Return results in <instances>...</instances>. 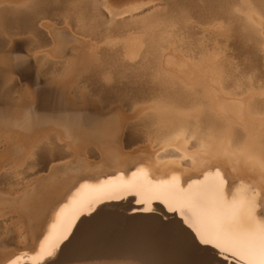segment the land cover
Wrapping results in <instances>:
<instances>
[{
  "label": "rangeland",
  "instance_id": "rangeland-1",
  "mask_svg": "<svg viewBox=\"0 0 264 264\" xmlns=\"http://www.w3.org/2000/svg\"><path fill=\"white\" fill-rule=\"evenodd\" d=\"M84 1H86V4ZM84 1L40 0L41 7L39 10H42V13L39 16H33L36 10L29 11L16 6L22 4L23 0H7V6L0 8V20L5 17L2 15L7 14L6 16L8 17L26 16L34 23V27L28 28L25 32H18L15 31V29L12 31L11 29V31L5 30L6 32L3 31L1 33L2 38H4L2 42H4L2 43L3 48L0 50L2 57H0V61L2 64L4 63L3 66L6 65L5 67L8 71L5 70L6 74L8 73L7 77L9 75L11 76L6 78V80H8V82L14 81V83L12 82L14 85L16 82V86L14 88L15 94L12 93L11 98L9 97L7 86L4 85L5 80L0 79V238L11 236L14 245L23 246L24 243L25 245L30 244L31 234L28 232L34 227V221L32 222L33 217H30V215L36 212L39 213L45 208L50 207L51 203L57 199L53 197L56 194L51 192L52 184L58 185L62 181L66 182L78 174L93 173L108 168L112 164V161H119V159L131 160L137 157H143V162L149 163L152 161V163L156 164L157 169H161L168 164L180 163H184V166L189 168L190 166L188 165L192 159H184L182 153L176 151V148L182 145L183 148L186 147L188 149L190 154L196 152L200 145L198 142L190 140L191 131L194 132L196 129L201 136H212L210 144L218 154L215 160L216 162H222L226 157H230L231 159L236 158L244 161L246 165L249 164L250 171L253 174H259L258 166L254 165L252 160L259 156L261 144L262 142L264 143V123H262L261 119V117L264 116V96L261 95L262 90H264V45L262 50L263 67L261 73L257 76L256 74L253 75V73L252 75H250L251 73L249 75H247L248 73L245 74L244 71L249 67H246L247 65L244 63L241 55L239 57L235 43L230 44L231 40L234 42L233 36L236 35V31L238 30V25L236 23L242 18V20L253 19L256 20L254 21L255 23L258 21L261 23L259 25H262V39L264 42V19L258 18L255 7L256 3H254L255 5L253 4L255 0H232L235 2V5H232L233 8H231V13L234 11L232 15L235 16V20L234 16L232 18L226 17L230 18L226 20L225 17H222L224 18L222 19L219 16L213 17V15L203 18L201 14H198L199 9H194L196 4L192 0H152L155 10L150 14L144 15V13L141 12L137 15L127 16L124 15V13L133 12L134 9L131 5L137 4L139 0ZM188 1L191 2L190 5ZM203 1H205V4L210 2L209 0ZM62 2H65L64 5ZM70 3L73 4L72 6L75 5L74 8ZM76 3L79 4L76 5ZM89 4L94 5L93 8L97 12L98 18L93 16L95 11L94 13L90 11V13L87 9L86 5L89 6ZM101 5L105 7H101ZM75 9L77 10V14L74 12ZM45 11L46 13H43ZM196 12L198 15L195 14ZM86 16L89 25L86 23ZM77 18H79L78 21H76ZM95 18H97V20ZM94 19L96 21L99 20V22L94 21ZM91 20L94 23H92ZM228 20L234 24H230ZM100 22L104 24H100ZM65 24H67V27H64ZM99 24L101 27H99ZM104 25L110 27H105ZM259 25L257 26L259 27ZM88 26H90V28H88ZM234 26H236L235 30ZM91 27L93 30H90ZM96 27L98 28L96 29ZM104 28H106L105 31L108 32L112 30V32L106 33L104 32ZM110 28L112 29L110 30ZM8 31H10V34ZM7 33L8 36H6ZM42 35L48 38L47 43L40 42V40H42ZM158 35H160V37H158ZM154 36H156L155 38H157V40L153 38ZM191 36L193 38L195 37L193 39L195 41H192ZM231 36L232 39L230 38ZM105 38H117L121 43L116 47H109L103 43ZM153 40H155V42ZM157 41H159V45ZM153 43L156 44L154 45ZM150 44H153L155 49ZM38 47L45 49L46 54L37 56L36 49ZM32 48L35 49V51H33ZM154 52L155 55L153 54ZM112 53L116 58L113 57ZM111 54L112 57H110ZM101 56L102 59H100ZM107 56L108 60L106 59ZM152 57L153 63H151ZM20 58L21 60L24 58L23 62L29 68V70H26L28 72L24 71L26 74L19 73L17 69L18 64L20 65ZM147 58L148 61H146ZM236 58L239 59V61L241 59V61L239 62ZM111 60L113 62L116 60L117 62H115L119 63V65L123 63V65L127 66L133 65L129 67H137V70L142 69L141 72H145L143 75H148L147 73L151 71L154 72L151 73L154 75V78H156V82L160 83L158 86L156 85V90L160 93L164 91V93L159 94L155 91V99L153 97H151L153 99L149 98L150 100L140 98V100L138 99L134 103L127 104L121 99H118V101L116 99L115 102H111L105 97H102L106 92L104 90L106 88L109 89L110 85V90L114 89L113 87L118 88L116 77L111 73L112 71L115 75V67H112L113 64ZM119 60L122 62L120 63ZM110 63L111 65H109ZM240 64L242 65L240 66ZM26 66L25 69H27ZM242 66H245V68ZM105 69L107 72H105ZM95 71L96 73H94ZM104 74L107 76L111 75L112 78H110V81L105 79L106 75ZM13 77L15 78L14 80ZM97 77L101 78L102 81L99 79V82ZM95 79H97L100 84H98V82L96 83ZM92 88H94L95 91ZM162 88L164 89L162 90ZM169 88L170 91L168 92ZM191 89L194 91L191 92ZM187 90L191 95L187 92L182 93ZM173 91L180 92L177 94V92L174 93ZM99 92L104 93L101 94ZM171 92H173V94ZM201 93L205 95L204 98L202 95H200L202 98L199 96ZM158 95H161L162 100ZM182 95H184V99ZM3 96L5 98H3ZM7 97L9 99H7ZM198 97L200 99H198ZM206 97L207 99H205ZM167 98L170 101L167 100ZM178 98L181 100L179 101ZM188 98H192V101ZM163 99L165 101H163ZM176 99H178L179 102H177ZM193 99H195V101ZM141 100L142 103L140 102ZM151 100L156 104V108L154 104L152 105ZM171 100H173V102ZM143 101H145L146 105ZM149 101H151V105ZM202 101L203 103L205 102V105ZM124 103L125 105H121ZM188 103H191L192 106ZM171 104L177 107L174 106L173 108ZM164 105H168L166 108L168 109L169 107V111ZM163 106L164 108L162 109ZM201 106L202 110H197L201 108ZM170 108L173 109L171 110ZM187 108L188 110H185ZM29 109H31L35 116L34 123L31 127H21L20 121H22L24 113ZM153 109H155V111H153ZM180 109H182L183 112ZM209 109H211L210 111L213 116L209 111L207 113ZM136 111L137 113H135ZM172 111H174L177 116ZM160 112L161 114H159ZM203 112H206V116L208 117H206ZM152 113H154V115ZM170 114L173 115L171 116ZM181 114L185 116L183 117ZM192 114H194V117ZM137 116H139L140 119ZM146 116L151 119L148 118L146 120ZM156 116L158 117L155 118ZM165 116H167V118ZM174 117H177V120H175ZM191 117L193 120H196V122L193 121ZM213 117L215 120H213ZM202 118L205 119L202 120ZM153 119L155 121H153ZM186 119H189L190 122H187ZM208 119L211 120V122L208 121ZM204 120L206 121L204 122ZM112 122L113 124H117V129L114 135H112L110 143L104 142L99 138L101 133L100 130L103 131L105 128L109 129L111 127L110 123ZM153 122H155L154 125L152 124ZM174 122H181V124ZM205 123L207 124L206 126ZM200 125L202 127H199ZM210 126H214L215 128ZM134 127L140 130L143 129L142 133L138 135L139 137L133 142L134 144L132 143L131 146H127L128 143L125 142ZM211 129L215 131L213 130L212 132ZM125 130L127 132L129 131V133L124 132ZM182 130L186 132V135L174 141L175 147L168 148L167 151L161 152V148L166 147L165 142L169 140L170 137L176 136ZM202 130L203 133L201 132ZM239 133L241 134L239 135ZM141 136H143V139ZM241 138L244 139V141ZM52 139L56 140L53 141ZM186 139L189 141L188 144L184 143ZM236 140L239 143L243 141L244 144L240 143L243 147L240 146L239 143L237 145ZM40 142L43 143L42 150L45 147H49V145H54V147L57 146L64 150L66 148V153L63 152L66 156L62 153L63 156H61L62 158L60 157L61 160L58 157L54 159L50 165L44 164L43 162L40 165L42 161L41 150L38 152L40 153L39 156L37 153L35 159L30 161L31 167L35 169L34 172H28L27 175H24L23 169H20L18 172L13 171V169L19 167L20 162L25 158L31 146L34 143ZM246 143L248 145L244 147ZM67 149H69V152ZM158 152L160 153L159 157L156 155ZM87 154H89V156L91 155L93 158L90 159ZM94 156H96V158ZM150 156H152L151 159ZM63 157L69 158L65 159ZM200 158L204 160L208 159L205 156H200ZM158 160L163 162L157 163ZM143 162H141V164ZM7 175H12V179L9 181L5 180L4 177ZM19 175H23V179H18ZM60 188L63 187L61 186ZM51 199L54 200L52 201ZM22 202H24V204ZM47 202L50 205H48ZM133 203L132 201V204ZM132 206L134 208L140 207V205L136 203ZM107 209L105 210L104 219L102 218V220L115 222V220H113L112 209ZM116 211L117 210L114 212ZM27 220H29V223ZM163 247L165 248L164 245ZM166 248L168 247L166 246ZM123 255L122 258L120 257L121 255L118 257H120L121 260H131L143 264L140 257L125 254V258ZM129 256L135 258L137 261L133 258L130 259ZM59 258L60 257L55 258L54 264H59Z\"/></svg>",
  "mask_w": 264,
  "mask_h": 264
},
{
  "label": "bare ground",
  "instance_id": "bare-ground-1",
  "mask_svg": "<svg viewBox=\"0 0 264 264\" xmlns=\"http://www.w3.org/2000/svg\"><path fill=\"white\" fill-rule=\"evenodd\" d=\"M65 1V0H64ZM84 1V0H83ZM91 1V0H90ZM196 5L194 7V9L197 8V10L199 9V13L198 14H201V16L203 18H206L210 15H213V17H225V20L226 19H230L232 18L234 15H232V12L231 13V8H233V4L235 3L234 1L232 0H209L210 2L205 4V1L203 0H192ZM236 1V0H235ZM254 1V0H253ZM71 2V1H69ZM68 2V3H69ZM76 2V0H75ZM73 2V3H75ZM86 1H84L85 3ZM92 2V1H91ZM90 2V3H91ZM189 2V1H188ZM17 3V2H15ZM63 3V2H62ZM65 3V2H64ZM63 3V5H64ZM80 3V2H79ZM79 3H76L79 4ZM191 2H189V5H190ZM256 3V12H257V15H258V18H263L264 19V0H255L253 2V4ZM19 4V3H18ZM71 4V3H70ZM68 4V5H70ZM86 4V3H85ZM204 4V5H203ZM73 4H71L72 6ZM84 5V4H83ZM235 5V4H234ZM255 5V4H254ZM253 5V6H254ZM66 6V5H65ZM75 6V5H74ZM74 6H72L74 8ZM186 6V5H185ZM188 6V5H187ZM193 6V5H192ZM232 6V7H231ZM56 7V6H55ZM58 7V6H57ZM70 7V6H69ZM77 7V6H76ZM87 9L90 11H92V13H94V5H86ZM190 7V6H189ZM254 7V8H255ZM61 8V7H59ZM63 8V7H62ZM65 8V7H64ZM185 8V7H184ZM191 9V8H190ZM65 10V9H63ZM71 10V9H69ZM80 10V9H79ZM86 10V9H85ZM188 10V9H187ZM193 11V9H191ZM233 10V9H232ZM254 10V9H253ZM49 11V10H48ZM52 11V10H51ZM50 11V12H51ZM60 11V10H59ZM76 9H75V13H76ZM81 11V10H80ZM84 11V10H83ZM189 11V10H188ZM190 11V12H192ZM252 11V10H251ZM255 11V10H254ZM68 12V11H67ZM86 12V11H85ZM195 12V11H193ZM255 12V13H256ZM42 13V10H39L37 9L35 11V13L33 14V16H39L40 14ZM43 13H46L43 12ZM54 13V12H53ZM71 13V12H70ZM84 13V12H82ZM80 13V14H82ZM91 13V12H90ZM252 13V12H251ZM253 13V14H255ZM77 14V13H76ZM85 14V13H84ZM171 14V13H170ZM194 14V13H192ZM197 14V12L195 13ZM197 14V15H198ZM234 14V13H233ZM7 15V14H6ZM6 15H2V16H5L4 18H2L0 20V50L3 48L2 47V40L4 38H2L1 36V33L4 31L6 32L5 30H10L12 29H15V31H27L28 28H32L34 27L33 26V22L30 21V19H28V17L26 16H16V17H11V16H6ZM70 15V14H68ZM73 16V15H71ZM70 16V17H71ZM75 16V15H74ZM95 17L98 18L97 16V12L95 11L94 15ZM176 16V15H175ZM251 16V15H250ZM249 16V18H250ZM76 17V16H75ZM100 17V16H99ZM226 17H230V18H226ZM93 18V17H92ZM97 18H95L97 20ZM201 18V17H200ZM199 18V19H200ZM202 18V19H203ZM254 18V16H253ZM73 19V17H72ZM81 19V17H80ZM84 19V18H83ZM94 19V21H96ZM100 19V18H99ZM215 19V18H214ZM224 19V18H222ZM237 19V17H236ZM240 19V18H238ZM243 19V18H242ZM239 20L236 24L238 25V30L236 31V35L233 36V39H234V42H230L231 43H235L236 47H237V53L239 54V57L241 55L244 63L247 65L246 67L248 68L245 72V74L249 75H259L262 71V67H263V57H262V50H263V45H264V42H263V39H262V30H261V27L262 25H259L261 24L258 20V22H254L256 20H253V19H249V20ZM245 19V18H244ZM256 19H257V16H256ZM79 18H77L76 21H78ZM90 20V19H89ZM234 20H235V16H234ZM75 21V20H74ZM87 16H86V23H87ZM92 21V20H91ZM90 21V22H91ZM229 21V20H228ZM7 22V23H6ZM96 22H99L96 21ZM12 23V24H11ZM83 23V22H82ZM81 23V24H82ZM85 23V25H86ZM89 23V21H88ZM87 23V24H88ZM92 23H94L92 21ZM103 23V22H102ZM100 22V24H102ZM229 23H233V22H230ZM75 24V23H74ZM80 24V25H81ZM97 24V23H95ZM99 24V25H100ZM104 24V23H103ZM234 24V23H233ZM76 25H77V22H76ZM84 25V26H85ZM89 25V24H88ZM119 25V24H118ZM117 25V27H118ZM259 25V27L257 26ZM94 26V24H93ZM105 26V25H104ZM254 26H257V27H254ZM101 27V25L99 26ZM103 27V26H102ZM105 27H110V26H105ZM112 27V26H111ZM232 27V26H231ZM88 28H90V26H88ZM94 28V27H93ZM98 27H96L97 29ZM113 28H116V27H113ZM125 28V27H123ZM236 26H234V30H235ZM86 29V27H85ZM101 29V28H99ZM106 28H104V32L108 33V32H112V28H110L111 31H105ZM90 30H93L92 27ZM109 30V29H108ZM119 30V28H118ZM122 30V28H121ZM120 30V31H121ZM8 31V33L10 32ZM87 31V30H85ZM89 31V30H88ZM97 31V30H96ZM117 31V29H116ZM17 32V33H18ZM94 32V31H92ZM91 32V33H92ZM100 32V30H99ZM115 32V31H114ZM118 32V31H117ZM123 32V31H122ZM8 33L6 34V36H8ZM96 33V32H95ZM194 33V32H193ZM10 34V33H9ZM12 34V33H11ZM98 34V33H97ZM101 34V33H100ZM155 34V33H154ZM104 35V34H103ZM106 35V34H105ZM192 35V34H191ZM189 36V35H188ZM193 36V35H192ZM191 36V37H192ZM40 37V36H39ZM156 36H154L153 38L155 40H157V38H155ZM158 37H160V35H158ZM184 37H187V36H184ZM190 37V36H189ZM235 37V38H234ZM195 38V37H194ZM192 37V41H195L193 40L194 39ZM232 39V36L230 37ZM42 40H40V42H44V43H47L48 42V38L43 36L42 35ZM161 39V38H160ZM159 39V40H160ZM186 39V38H185ZM155 40H153L155 42ZM189 40V39H188ZM191 40V39H190ZM158 42V45H159V41ZM156 42V43H157ZM39 43V42H38ZM155 43V44H156ZM189 43V42H188ZM191 43V42H190ZM42 44V43H41ZM154 44V43H153ZM153 44H150L151 46H153ZM154 44V45H155ZM194 44V43H193ZM192 44V45H193ZM234 45V46H235ZM150 46V47H151ZM189 46V45H188ZM232 46V45H231ZM233 46V47H234ZM33 47V46H32ZM35 47V46H34ZM154 49H155V46H153ZM152 47V48H153ZM157 47V46H156ZM193 48V47H192ZM232 48V47H231ZM33 49V48H32ZM236 49V48H234ZM37 50V49H36ZM150 50V48H149ZM152 50V49H151ZM33 51H35V49H33ZM32 51V52H33ZM153 51V50H152ZM151 51V52H152ZM1 52V51H0ZM233 52V51H232ZM3 53V52H2ZM105 53V52H104ZM148 53V52H147ZM234 53H235V50H234ZM233 53V54H234ZM35 54V53H34ZM106 54V53H105ZM104 54V55H105ZM113 54V53H112ZM112 54L110 57H112ZM149 54V53H148ZM155 55V52L153 53ZM236 54V53H235ZM237 54V55H238ZM108 55V54H106ZM153 55V56H154ZM150 56V55H149ZM0 57H1V54H0ZM37 57V56H36ZM113 57H114V54H113ZM155 57V56H154ZM236 57V56H235ZM2 58V57H1ZM106 58V57H105ZM116 58V57H114ZM150 58V57H149ZM157 58V57H155ZM102 59V56L101 58ZM104 59V58H103ZM108 60V56L106 58ZM152 59L153 57L151 58V63L152 62ZM237 59V58H236ZM24 60V58H23ZM23 60H21L20 58V65L18 64V71L19 73L21 74H26L24 71L26 70H29L28 66L25 65V63L23 62ZM105 60V61H107ZM117 60V59H116ZM115 60V61H116ZM146 60V59H145ZM157 60V59H156ZM239 61V59H237ZM104 61V62H105ZM113 62L111 60V63L113 64V68L115 67L114 71H115V75L114 73L111 71V73L113 74L114 77H116V80H117V85H118V88L117 87H113L114 89L110 90L111 88V85H110V88L109 89H105L104 91L105 94H103L102 97H105L107 100L109 101H114L117 99H121L123 102H125L126 104L127 103H134L136 102V100H140V98L144 99H149L151 97L154 98V93L155 91L157 92V86L160 84L159 82L157 83L155 80L156 78H154V75L150 69V71L152 72H148L146 71V73L148 75H143L145 74L141 72L142 69H139L137 70V67H129V66H133V65H123V63H121L122 61H120L121 65H119V63H116V62ZM118 61V62H119ZM148 61V58L147 60ZM150 61V60H149ZM154 61V60H153ZM241 61V59H240ZM239 61V62H240ZM108 62V61H107ZM106 62V64H107ZM156 62V61H155ZM238 62V63H239ZM111 63L109 65H111ZM4 64V63H3ZM2 62L0 61V79H3L5 80L4 82V85L7 86V89H8V93H9V97L12 96V93H14V88L16 86V82H15V85L13 84L14 81H9L6 80V78L8 77H11L10 75L7 77V74H6V71H7V68L5 67L6 65L3 66ZM125 64V63H124ZM143 64V63H142ZM141 64V65H142ZM149 64V63H148ZM147 64V65H148ZM155 64V63H154ZM30 65V64H29ZM104 65V64H103ZM151 65V64H150ZM242 64H240L241 66ZM25 66L27 67V69H25ZM94 66V65H93ZM98 66V65H97ZM99 66H100V63H99ZM101 66H102V62H101ZM105 66V65H104ZM139 66V65H137ZM143 66V65H142ZM156 66V64H155ZM141 67V66H140ZM151 67V66H150ZM245 68V66H242ZM6 68V69H4ZM95 68V67H94ZM98 68V67H97ZM107 68V67H106ZM111 68V66H110ZM143 68V67H142ZM145 68V67H144ZM152 68V67H151ZM241 68V67H239ZM93 69V68H92ZM147 69H148V66H147ZM243 69V68H241ZM251 69V70H249ZM6 70V71H5ZM94 70H97V69H94ZM93 70V71H94ZM104 70V69H103ZM102 70V71H103ZM145 70V69H144ZM157 70V69H156ZM254 70V72H253ZM11 71V70H10ZM90 71V70H89ZM101 71V72H102ZM153 71H154V66H153ZM252 71V72H250ZM8 72V71H7ZM28 72V71H26ZM91 72V71H90ZM105 72H107V70L105 69ZM10 73V72H9ZM12 73V72H11ZM92 73V72H91ZM90 73V74H91ZM96 73V71L94 72ZM93 73V74H94ZM243 73V72H241ZM100 74V73H99ZM107 74V73H106ZM104 74V75H106ZM110 74V73H109ZM158 74V73H157ZM95 75V74H94ZM98 75V74H97ZM96 75V76H97ZM101 75V74H100ZM99 76V75H98ZM103 76V75H102ZM110 78L111 75H109ZM162 76V75H160ZM242 76V74H241ZM94 77V76H92ZM100 77V76H99ZM244 77V76H243ZM89 78V77H88ZM95 78V77H94ZM104 78V77H103ZM159 78H162V77H159ZM15 78L13 77V80ZM87 79V78H86ZM91 79V77H90ZM89 79V80H90ZM98 81L99 79L101 78H98ZM97 79H95L96 83L98 82ZM169 79V78H167ZM166 79V80H167ZM10 80V79H9ZM88 80V79H87ZM113 80V79H112ZM114 80V81H116ZM160 80V79H159ZM163 80V79H162ZM102 81V79H101ZM174 81V80H172ZM93 82V81H92ZM100 82V81H99ZM98 82V84H100ZM163 82V81H162ZM95 83V85H96ZM165 83V81H164ZM105 84V82H104ZM103 84V85H104ZM108 84V83H107ZM106 84V86H107ZM162 84V83H161ZM167 84V83H166ZM172 84V82H171ZM176 84V83H175ZM2 85V86H4ZM93 85V84H92ZM94 85V86H95ZM157 85V86H156ZM169 85V84H167ZM177 85V84H176ZM116 86V85H115ZM162 86V85H160ZM101 87V85H100ZM170 87V86H169ZM174 87V86H173ZM3 88V87H1ZM99 88V87H98ZM102 88V87H101ZM117 88V89H115ZM159 88V87H158ZM182 88V87H180ZM5 89V88H4ZM6 89V90H7ZM94 89V88H92ZM90 89V90H92ZM97 89V88H96ZM164 88H162L163 90ZM166 89V88H165ZM174 89V88H173ZM5 90V91H6ZM159 90V89H158ZM161 90V91H162ZM176 90V89H175ZM179 90V88H178ZM199 90V89H198ZM202 90V89H201ZM4 91V90H3ZM95 91V89H94ZM93 91V92H94ZM101 91V90H99ZM170 91V88L168 90V92ZM191 92H193L194 90H190ZM204 91V90H203ZM167 92V91H165ZM174 92V91H173ZM173 92H171L173 94ZM177 92V91H176ZM174 92V93H176ZM180 92V91H178ZM177 92V94H178ZM188 93V90L187 91H183L182 93ZM198 92V91H197ZM6 93V92H4ZM3 93V94H4ZM7 93V94H8ZM95 93V92H94ZM99 93H104V92H99ZM159 94H162L164 93L163 92H157ZM190 94V92L188 93ZM193 94V93H192ZM97 95V94H96ZM170 95V93H169ZM175 95V94H174ZM185 95V94H184ZM182 95V97L184 96ZM191 95V94H190ZM194 95V94H193ZM192 95V96H193ZM202 95L199 94V96ZM160 96V99H161V95H158ZM164 96V95H162ZM177 96V95H176ZM181 96V95H179ZM203 98L205 97V95L203 94L202 95ZM97 97V96H96ZM99 97V96H98ZM157 97V96H156ZM187 97V96H186ZM185 97V98H186ZM196 97V95H195ZM201 97V96H200ZM208 97V96H207ZM207 97L205 99H207ZM3 98H5L3 96ZM12 98V97H11ZM151 98V99H153ZM165 98V97H163ZM169 98V97H168ZM167 98V100H169ZM174 98V96H173ZM172 98V99H173ZM194 98V97H193ZM202 98V97H201ZM7 99H9L7 97ZM100 99V98H99ZM155 99V98H154ZM171 99V98H170ZM179 99V98H178ZM177 100V102H179L181 99H179V101ZM184 99V97H183ZM190 99V98H188ZM192 99V98H191ZM190 99V100H191ZM198 99H200L198 97ZM204 99V100H205ZM11 100V99H10ZM150 100V99H149ZM157 100V99H156ZM162 100V99H161ZM160 100V101H161ZM174 100V99H173ZM173 100H171L173 102ZM195 101V99H193ZM203 100V99H202ZM59 101V100H58ZM102 101V100H101ZM152 101V100H151ZM149 101V104L150 102ZM163 101H165L163 99ZM170 101V100H169ZM184 101V100H183ZM187 101V100H186ZM185 101V102H186ZM192 101V100H191ZM207 101V100H206ZM108 102V101H107ZM142 103V100L140 101ZM145 103V101H143ZM148 102V101H147ZM171 102V103H172ZM175 102V101H174ZM189 102V101H187ZM200 102V101H199ZM208 102V101H207ZM206 102V103H207ZM119 103V102H118ZM124 104H121V105H125ZM157 103V101H156ZM168 103V102H166ZM176 103V102H175ZM194 103V102H193ZM203 103V101H202ZM205 103V102H204ZM203 103V104H204ZM139 104V102H138ZM153 101H152V105H153ZM164 104V102H163ZM174 104V103H173ZM180 104H183V103H180ZM188 104H191V103H188ZM196 104V103H195ZM209 104V103H208ZM53 105V104H52ZM106 105V103H105ZM109 105V104H108ZM111 105V104H110ZM118 105V104H117ZM135 105V104H134ZM146 105V103H145ZM151 105V104H150ZM159 105V104H158ZM172 105V104H171ZM205 105V104H204ZM58 106V105H57ZM107 106V105H106ZM112 106V105H111ZM115 106V105H113ZM120 106V105H119ZM148 106V104H147ZM155 108H156V104H154ZM162 106V105H160ZM165 106V105H164ZM164 106L162 107V109L164 108ZM168 106V105H166ZM165 106V108H166ZM173 106V105H172ZM175 106V105H174ZM173 106V108H174ZM189 106V105H188ZM192 106V104H191ZM199 106V105H197ZM44 107V105H43ZM51 107V106H50ZM125 107V106H124ZM129 107V106H128ZM153 107V106H152ZM159 107V106H158ZM157 107V108H158ZM177 107V106H175ZM179 107V106H178ZM182 107V106H181ZM185 107V105H184ZM196 107V106H195ZM200 107V106H199ZM202 107V106H201ZM209 107V106H208ZM108 108V107H107ZM149 108V107H148ZM161 108V107H160ZM172 108V109H173ZM180 108V107H179ZM189 108V107H188ZM185 109V110H188ZM192 108V107H191ZM190 108V109H191ZM205 108V107H203ZM126 109V108H125ZM124 109V110H125ZM128 109V108H127ZM130 109V108H129ZM134 109V107H133ZM151 109V107H150ZM167 109V108H166ZM171 109V108H170ZM171 109V110H172ZM207 109V108H206ZM60 110V109H59ZM131 110V109H130ZM136 110V109H135ZM140 110V109H139ZM138 110V111H139ZM165 110V109H164ZM169 111V107L167 109ZM182 111V109H180ZM184 110V109H183ZM195 110V109H194ZM211 109L207 110V113L209 111V113H211L210 111ZM153 111H155V109H153ZM161 111V110H160ZM178 111V110H177ZM47 112V111H46ZM127 112V111H126ZM148 112V111H147ZM146 112V113H147ZM157 112V111H156ZM171 112V111H170ZM174 112V111H172ZM183 112V111H182ZM181 112V113H182ZM185 112V111H184ZM187 112V111H186ZM190 112V111H188ZM193 112V110H192ZM55 113V111H54ZM134 113V111H133ZM137 113V111L135 112ZM158 113V112H157ZM167 113V112H166ZM169 113V112H168ZM178 113L180 114V112L178 111ZM191 113V112H190ZM205 113V116H206V112H203ZM48 114V113H47ZM67 114V113H66ZM129 114V113H128ZM132 114V113H130ZM154 115V113H152ZM161 114V112L159 113ZM163 114V113H162ZM174 114L177 116V114L174 112ZM189 114V113H188ZM201 114V113H200ZM212 114V113H211ZM57 115V114H56ZM165 115V113H164ZM163 115V116H164ZM167 115V114H166ZM171 116L173 114H170ZM183 115V117L185 116L184 114H181ZM191 115V114H190ZM193 117H194V114H192ZM198 115V114H197ZM202 115V114H201ZM141 116V115H140ZM148 116V115H147ZM146 116V120L150 117H147ZM163 116H160V117H163ZM169 116V117H171ZM199 116V115H198ZM204 116V117H205ZM211 116V115H210ZM209 116V117H210ZM213 116V114H212ZM64 117V116H63ZM62 117V118H63ZM80 117V116H79ZM139 117V116H137ZM143 117V116H142ZM141 117V119H142ZM158 116H156L155 118H157ZM167 118V116H165ZM203 117V115H202ZM208 117V116H206ZM215 117V116H214ZM213 117V118H214ZM133 118V117H132ZM175 120H177L176 118L177 117H174ZM186 118V117H185ZM192 118V117H191ZM190 118V119H191ZM201 118V117H200ZM216 118V117H215ZM215 118L213 120H215ZM54 119V117H53ZM140 119V117H139ZM151 119V118H149ZM182 119V118H181ZM195 119V118H194ZM205 119V118H202V120ZM68 120V119H67ZM145 120V121H146ZM180 120V118H179ZM187 120V119H186ZM193 120V118H192ZM211 120H212V117H211ZM211 120L208 119V121L211 122ZM85 121V119H84ZM83 121V122H84ZM153 121H155L153 119ZM158 121V120H157ZM189 121V119L187 120V122ZM196 122V120H193ZM192 121V122H193ZM198 121V119H197ZM201 121V120H200ZM206 120H204L205 122ZM82 122V121H81ZM114 122V121H113ZM110 123L111 127L109 129H106L105 130H100L101 133H100V136L99 138L102 139L104 142H109L111 141L112 139V135H114V132L116 131L117 129V124H113ZM140 122V121H139ZM137 122V123H139ZM190 122V121H189ZM191 122V123H192ZM202 122V121H201ZM213 122V121H212ZM57 123V122H55ZM89 123V122H88ZM135 123V121H134ZM155 122H153L152 124L154 125ZM174 123H177V124H181V122H174ZM183 123V121H182ZM194 123V122H193ZM192 123V124H193ZM209 123V122H208ZM132 124V123H131ZM149 124V122H148ZM186 124V123H185ZM184 124V125H185ZM201 124V123H199ZM217 124V123H216ZM140 125V124H138ZM142 125V124H141ZM147 125V124H146ZM151 125V126H153ZM194 125V124H193ZM207 124L205 123V126ZM220 125V124H219ZM137 126V125H136ZM181 126V125H180ZM195 126V125H194ZM204 126V125H203ZM204 126V127H205ZM130 127V126H129ZM143 127V125H142ZM149 127V126H148ZM199 127H202L201 125ZM198 127V128H199ZM212 127V126H210ZM214 127V126H213ZM212 127V128H213ZM217 127V126H216ZM219 127V126H218ZM67 128V127H66ZM145 128V127H144ZM151 128V127H150ZM178 128H181V127H178ZM215 128V127H214ZM68 129V128H67ZM132 129V128H131ZM147 129V128H146ZM145 129V130H146ZM189 129H190V126H189ZM196 129V128H195ZM210 129V128H209ZM217 129V128H216ZM129 130V129H128ZM143 130V129H142ZM142 130L140 129H137L134 127V129L132 130V132L129 133V131L127 132L126 130L124 132L126 133H129L130 135H128L127 137V141L125 143H128L127 146H131L132 143L137 139V137H139L138 135H140L142 133ZM192 130H193V127H192ZM197 130V129H196ZM195 130V131H196ZM201 130V129H200ZM206 130V129H205ZM204 130V131H205ZM212 130V129H211ZM214 130V129H213ZM212 130V132H213ZM189 131V130H188ZM191 131V129H190ZM189 131V132H190ZM215 131V130H214ZM220 131V129H219ZM68 132V131H67ZM149 132V130H148ZM193 132V131H191ZM203 133V130L201 131ZM200 132V133H201ZM206 132V131H205ZM240 132V131H239ZM150 133V132H149ZM148 133V134H149ZM207 133V132H206ZM216 133V132H214ZM237 133V132H236ZM62 134V133H61ZM64 134V133H63ZM238 134V133H237ZM241 133H239L240 135ZM126 135V134H125ZM203 135V134H202ZM236 135V134H235ZM146 136V135H144ZM142 139H143V136H141ZM235 137V136H234ZM147 138V137H146ZM145 138V139H146ZM149 138V137H148ZM236 138V137H235ZM126 139V138H125ZM242 139V138H241ZM53 140V139H52ZM56 140V139H55ZM53 140V141H55ZM244 141V139H242ZM51 141V140H50ZM123 141H124V138H123ZM140 141V139H139ZM237 141V140H236ZM235 141V143H236ZM242 141V142H243ZM240 142L241 144H244V142L242 143ZM52 143V142H50ZM238 141H237V145H238ZM239 143V145H240ZM263 143V142H262ZM53 144V143H52ZM55 144V142H54ZM134 144V143H133ZM248 145L247 143L244 145V147ZM54 146V145H53ZM61 146V145H60ZM243 147V145H240ZM260 147V146H259ZM64 148V147H63ZM68 148V147H67ZM125 148V147H124ZM127 148V147H126ZM179 148H183L182 145L179 146ZM63 150V151H62ZM66 150V148H65ZM64 149L62 148H59L57 146L55 147H45L43 150H42V153H41V159L42 161L40 162V165L41 163L43 162L44 164H49L52 163V161L56 158H60L61 156H63V152L66 153ZM68 152H69V149H67ZM93 151V150H92ZM63 153V154H62ZM40 153H38V156H39ZM73 154V153H72ZM65 155V154H64ZM70 155V154H68ZM89 156V154H87ZM96 155V154H95ZM37 156V155H36ZM66 156V155H65ZM72 156V155H71ZM92 156H93V153H92ZM91 155L89 156L90 159L93 158ZM70 157V156H69ZM69 157H66V158H69ZM96 158V156H94ZM62 158V157H61ZM60 158V160H61ZM65 158V157H63ZM65 158V159H66ZM147 158V157H146ZM152 158V156H150V159ZM39 159V158H38ZM40 160V159H39ZM144 158L143 157H137L135 159H122L119 161H112V164L108 167V168H104L102 170H99V171H96V172H93V173H81V174H78L76 176H74L72 179H69L68 181L66 182H61L59 183L58 185L56 184H52L51 186V189H52V193H55L56 195H54L53 197L54 198H57L56 200L54 199H51L53 202L50 204H47L50 205V207L48 208H45L44 210L40 211L39 213L36 212L34 214H31L30 217L32 216V222L34 223V227H32V229L28 232L29 234H31V240H30V244H26L24 243L23 246H19V245H14L13 244V240L11 238V236H7V237H3L2 239L0 238V254H6V252H15L17 255H21V259L20 261L18 262V264H50V262H45V260L47 259L46 257H40L38 259H30L31 257H34L35 256V252L34 251H39V245L37 244V237H40V239H43V236H41V234L43 233L44 235L47 234V231L48 229L51 227V225L53 223H55V214H56V211L59 210V206L61 204H63L64 202H66V199L69 198L71 196L72 193H74L76 191V189L79 187L80 184L82 183H89L92 185V187H89L88 189L84 190V195L85 196H126V199H128L129 197H131L128 202H127V205L128 207L131 209H140V210H143L144 212L145 209H148V208H151V209H155L154 207V203L158 202L160 203L159 201H153L151 200L150 198L153 197V196H157V195H160L161 194V189H162V185H159L158 183H154L156 181H159L161 179H165L169 176H172V175H178L179 178H180V181L182 184H185L186 186V182L188 181L189 179V176H191L192 178H199L200 177V173L207 170V171H214L213 168H210L208 166L207 163H205L206 160H204L203 158H200V156H196L195 159H192V161L190 162V164L188 166H190L189 168H186L184 165V163H180V164H168L164 167H162L161 169H157L156 167V164L155 163H152L149 162H143ZM57 161V160H56ZM39 162V161H38ZM58 162V161H57ZM141 162H143L141 164ZM37 163V162H36ZM214 164H216L220 169L221 171L227 176L228 180H229V188H228V191H227V197L228 199H231L233 194L235 193V189L236 187H241V186H252V187H255L257 189H259L260 187V173L256 175L253 174L251 171H250V165H246V163H244V161H241V160H238L236 158L234 159H231L230 157H226V159H224L222 162H216L215 160L213 161ZM39 165V163H38ZM253 166V165H252ZM251 166V167H252ZM40 167V166H39ZM43 167V166H42ZM48 167V166H47ZM137 167H144L147 171H148V174H149V179H143V174H137L136 177H133L132 173L136 171V168ZM187 170V173L186 175L183 174L184 170ZM256 171V170H254ZM121 173H123V176H121ZM12 176V175H11ZM11 176H5L4 179L5 180H11L12 177ZM216 182V178L215 177H212L210 176L208 181H207V184L208 185H212ZM63 187V188H60V187ZM41 189V188H40ZM215 188H214V185H213V188H212V191H214ZM45 191V190H44ZM35 192V191H34ZM33 192V194H34ZM40 192V191H39ZM47 193H48V190H47ZM243 194V193H242ZM40 195V194H39ZM49 195V194H48ZM51 195V194H50ZM25 196V195H24ZM36 196V195H35ZM42 196V195H41ZM40 196V197H41ZM22 197V196H21ZM30 197V196H29ZM32 197V196H31ZM46 197V196H45ZM27 199V198H25ZM31 199V198H30ZM36 199V198H35ZM136 199H139L141 200V204L140 207H133L132 205L135 203ZM32 200V199H31ZM132 201L134 202L132 204ZM14 202V201H13ZM27 202V201H26ZM113 202V201H111ZM16 203V202H15ZM19 203V202H18ZM24 204V202H22ZM41 203V202H40ZM46 203V202H45ZM50 203V202H49ZM30 204V203H29ZM34 204V203H32ZM28 205V203H27ZM46 205V204H45ZM19 206V205H17ZM26 206V205H25ZM31 206V205H29ZM44 206V205H43ZM135 206V205H134ZM192 206L193 208L201 215L202 218H207L211 213L212 211L214 210V205L211 203V201L209 200H206V199H203L199 196L197 197H194L193 201H192ZM32 207V206H31ZM46 207V206H45ZM28 208V206H27ZM40 208V207H38ZM107 208H110L109 206H103L101 211L92 216L91 218H84L82 219L80 222H78V227L75 229V238L72 240L71 243L67 244V246L63 247L62 250L59 252V255L57 257H60V261H59V264H142L140 262H134V261H131V260H121L122 258V255L125 257V254H129V255H133V256H136V257H140V259L143 261V264H182V261L180 260V258L174 254L173 251H171V249L169 250V248H165L163 247L162 243L158 242V241H154L152 239H149V238H146V237H136L135 235H131L129 232H125L126 230L123 228L122 225H118V223L115 222H110L108 220H102L104 214H105V210ZM43 209V208H42ZM108 210V209H107ZM110 210V209H109ZM160 210L163 211L164 213H170L167 211V208L164 207V206H160ZM28 211V210H27ZM36 211V210H35ZM38 211V210H37ZM185 211V214L188 215L191 219V213L188 211L187 208L184 209ZM32 212V211H31ZM109 212V211H108ZM112 212V211H111ZM33 213V212H32ZM108 214V213H107ZM114 214V212H113ZM112 214V215H113ZM29 215V214H28ZM176 215V214H175ZM178 216V215H177ZM27 217V216H25ZM179 217V216H178ZM104 219V218H103ZM107 219V218H106ZM111 220V219H110ZM28 223H29V220H27ZM115 230V231H114ZM121 231V232H120ZM23 253H27V255H23ZM86 254H102V255H112V256H116L118 257L119 255H121L120 259H115V260H112V261H89V260H86L85 259V255ZM129 256V258H133ZM126 258V257H125ZM128 258V257H127ZM135 260V258H133ZM138 259V258H137ZM137 261V260H135Z\"/></svg>",
  "mask_w": 264,
  "mask_h": 264
},
{
  "label": "snow or ice",
  "instance_id": "snow-or-ice-1",
  "mask_svg": "<svg viewBox=\"0 0 264 264\" xmlns=\"http://www.w3.org/2000/svg\"><path fill=\"white\" fill-rule=\"evenodd\" d=\"M6 6L7 0H0V8ZM16 6L34 11L41 7V2L40 0H23L22 4ZM101 7L105 6L101 5ZM131 7L134 11L125 12L124 15H137L141 12L147 15L155 10L152 0H139L137 4L131 5ZM64 27H67V24ZM103 43L109 47H116L121 41L117 38H105ZM45 54V49L37 48V56ZM105 79L110 81V77L107 75ZM261 95L264 96V90H262ZM197 110H202V107ZM261 119L264 123V116ZM34 120L35 116L29 109L24 113L20 126L31 127ZM184 135L186 132L182 130L176 136L170 137L165 142L166 147H162L160 151H167L168 148L175 147L174 141ZM190 140L199 143L200 147L196 152L190 154L186 147L176 148V151L181 152L184 159H195L197 155L207 157L205 163L214 171L205 170L200 173L199 178L189 176L186 186L181 183L178 175L156 181L154 183L163 186L161 194L150 199L159 201L162 206L167 208L168 212L179 216L180 223L192 234V243L201 250L211 253L212 259L207 264H264V143L261 144L259 156L252 160V163L259 168V189L252 186L236 187L232 198L228 199L229 180L221 169L213 163L218 154L210 144L212 136H201L197 130L192 132ZM184 143L188 144L189 141L186 139ZM49 147L54 146L49 145ZM42 148V142L34 143L20 162L19 167L13 171L18 172L23 169L24 175H27L28 172H34L35 169L31 167L30 161L35 159L36 154ZM156 155L159 157L160 153L158 152ZM162 162L157 161V163ZM138 173L143 174V179H149L148 171L144 167H137L136 171L132 173L133 177H136ZM186 173L187 170L185 169L183 174L186 175ZM210 176L216 178V182L212 185L207 184ZM18 179H23V175H19ZM213 185L214 191H212ZM89 187L92 185L87 182L80 184L76 191L66 199V202L59 206V210L55 214V223L51 225L46 235L41 234L43 239L37 237L39 251H34L35 256L30 259L46 257L45 262L54 264L55 258L62 248L75 238L78 222L98 214L102 207L111 201L126 199V196L119 195L85 196L84 190ZM197 196L211 201L215 206L207 218H202L192 206V201ZM135 203L141 204L142 202L136 199ZM185 208L191 213V219L185 214ZM145 211L150 213L153 209L148 208ZM23 255H27V253H23ZM20 259L21 255H17L15 252L0 254V264H18ZM85 259L89 261H112L120 259V257L86 254Z\"/></svg>",
  "mask_w": 264,
  "mask_h": 264
},
{
  "label": "water",
  "instance_id": "water-1",
  "mask_svg": "<svg viewBox=\"0 0 264 264\" xmlns=\"http://www.w3.org/2000/svg\"><path fill=\"white\" fill-rule=\"evenodd\" d=\"M130 198L105 205L113 212L117 210L113 214V220L119 226L122 225L125 232L161 242L180 258L182 264H207L212 259L210 252L203 251L192 243V234L180 223L177 215L161 211V204L158 202L154 203L155 209L150 213L140 209L130 210L126 206Z\"/></svg>",
  "mask_w": 264,
  "mask_h": 264
}]
</instances>
